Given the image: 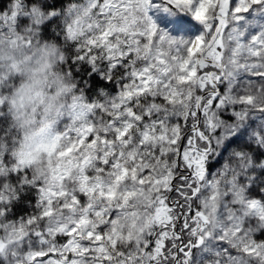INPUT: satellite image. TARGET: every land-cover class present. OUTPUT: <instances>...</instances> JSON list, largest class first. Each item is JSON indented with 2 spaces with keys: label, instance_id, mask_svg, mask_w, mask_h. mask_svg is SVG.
I'll use <instances>...</instances> for the list:
<instances>
[{
  "label": "snow or ice",
  "instance_id": "obj_1",
  "mask_svg": "<svg viewBox=\"0 0 264 264\" xmlns=\"http://www.w3.org/2000/svg\"><path fill=\"white\" fill-rule=\"evenodd\" d=\"M37 36L80 94L0 159V264H264V0H0V45Z\"/></svg>",
  "mask_w": 264,
  "mask_h": 264
},
{
  "label": "clouds",
  "instance_id": "obj_2",
  "mask_svg": "<svg viewBox=\"0 0 264 264\" xmlns=\"http://www.w3.org/2000/svg\"><path fill=\"white\" fill-rule=\"evenodd\" d=\"M42 40V44L17 49L0 45V48L4 49V52L0 53V55L4 56V59L0 60V70L7 72L12 58L21 62L20 71H12L10 73L11 79H9L7 85H0V97L8 100L7 104H0V115L7 117L6 123L0 122V138L3 140H7L12 132L20 133L21 136H32L34 133H37L44 127L45 120L35 121L29 117V123L25 126L22 122L25 120L26 114L30 111L44 110L45 103L50 97H56L54 103L64 104L74 92L75 84L68 81H64L69 85V91L65 94L58 96L57 91L49 90L55 87L56 74L60 73L63 75L64 70L62 63L58 62L55 56L46 52L45 45L56 44L57 49L62 48V46L54 40L44 38ZM64 54L67 55L66 52ZM25 56L28 57L27 60L24 59ZM44 65H47V67H44ZM37 79L40 83L29 90L34 80ZM37 92L43 93V102L36 95ZM13 98L16 100L15 105L12 104ZM17 110L21 114L19 119L15 115ZM28 129H31V133L28 132ZM50 131L57 133L55 126ZM13 138L15 139L16 137ZM43 159H45V155L42 154L41 160Z\"/></svg>",
  "mask_w": 264,
  "mask_h": 264
},
{
  "label": "rangeland",
  "instance_id": "obj_3",
  "mask_svg": "<svg viewBox=\"0 0 264 264\" xmlns=\"http://www.w3.org/2000/svg\"><path fill=\"white\" fill-rule=\"evenodd\" d=\"M42 43H43L42 37L37 36L34 39L32 45H37V44H42ZM9 48H12V47H9ZM17 48H24V47H16L12 49H17ZM3 52H4V49L0 48V53H3ZM2 59H4V56L0 55V60ZM24 59L27 60L28 57L25 56ZM64 66L65 64H62V67L64 70L63 75H61L60 73H57L56 78L63 77L64 81H68L69 83H73L76 85L73 78L66 75V70L64 69ZM4 72H5L4 70H0V73H4ZM9 79H11L10 74L7 75L3 81H0V85L6 86ZM49 90L56 91V88L53 87ZM79 94L80 92L78 88H75L73 94L68 97L67 102L64 104L71 103V97L75 95H79ZM29 117L31 118V120H35V121H41V120L46 121V115H45L44 110L35 111V112L30 111L29 113H27L25 120L22 122L25 126H27V124L29 123V119H28ZM51 119L55 121V127L58 133H62L64 131L65 125L70 123L69 120L63 117L59 120H56L54 116H51ZM97 119H98V116H97ZM28 132L31 133V129H28ZM30 136L31 135L21 136L20 133L12 132L9 135L7 140H3L2 138H0V159H3L5 153L10 154L11 152L21 150V148L23 147L25 143V138L30 137ZM13 137H16V138L14 139ZM63 142L67 143V138H65ZM78 160H79V157L77 155V150L71 149V148L63 150L62 156L57 154L52 159L51 166L54 167L57 171H60L64 168H68L70 169V172L73 173L72 181L66 185V188H65L66 191L79 189V172L76 171ZM47 169H49V158L47 155H45V159L41 160L40 158L39 163L33 165V167L29 171L35 173L37 178L40 179L43 176L44 171ZM87 174L94 175L95 173L92 172L90 168ZM14 218L16 217H9L7 219H14ZM4 222H6V220L0 219V223H4Z\"/></svg>",
  "mask_w": 264,
  "mask_h": 264
},
{
  "label": "trees",
  "instance_id": "obj_4",
  "mask_svg": "<svg viewBox=\"0 0 264 264\" xmlns=\"http://www.w3.org/2000/svg\"><path fill=\"white\" fill-rule=\"evenodd\" d=\"M61 46H62V47H65V46H63V45H61ZM64 69L66 70V63H65ZM73 80H74V82L77 84L76 79L73 78ZM29 211H30V210H29Z\"/></svg>",
  "mask_w": 264,
  "mask_h": 264
}]
</instances>
